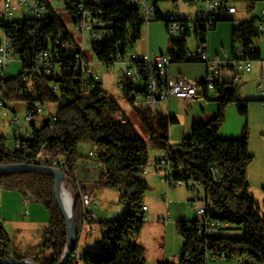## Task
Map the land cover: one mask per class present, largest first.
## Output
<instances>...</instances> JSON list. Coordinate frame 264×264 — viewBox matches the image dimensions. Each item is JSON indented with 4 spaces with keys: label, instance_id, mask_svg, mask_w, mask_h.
Returning a JSON list of instances; mask_svg holds the SVG:
<instances>
[{
    "label": "trees",
    "instance_id": "obj_1",
    "mask_svg": "<svg viewBox=\"0 0 264 264\" xmlns=\"http://www.w3.org/2000/svg\"><path fill=\"white\" fill-rule=\"evenodd\" d=\"M99 6L112 37L97 42L94 54L103 65L110 67L116 63L119 54L125 55L128 49L134 48L142 38L145 26L139 11L129 6V0H102ZM160 19L163 18L158 14L156 20ZM256 22L255 17L239 22L233 29V43H239V47L243 46L248 51L255 42H263ZM39 25L45 37L51 35L55 40L61 36L66 42H77L68 26L55 14L53 18L43 21L25 18L15 45L30 46L28 33ZM217 25L218 22L215 27ZM170 42L181 49V55L175 56L174 62H188L184 58L185 43L176 40ZM260 53L261 47L255 52L249 51L253 60L258 59ZM62 57L64 72L60 80L63 84L60 94L53 91V78L44 72L33 74L34 86L30 93L25 90L22 72L3 81L6 97L11 102L28 105L38 101L49 106L58 104V107L55 124H45L38 128L36 136L27 141L28 146L25 148L8 151L7 138L0 134V153L6 155L0 163L35 162L39 156L48 163L65 160L66 183L74 196L78 246L85 222L76 173L82 161L96 158L101 166L96 185L118 189L120 201L127 205V210L120 220L97 222L101 249L99 252L85 251L79 264H145V248L133 239L141 233L145 224L141 216L149 183L141 175L150 163L148 142L127 116V111L124 113L128 119L126 122L117 117V113L124 109L101 85L86 94L79 74L75 71L73 58L66 53ZM219 87L222 97L218 100L216 115L207 121L194 122L192 135L184 138L180 145L171 144L169 139L171 124L179 122L176 115L157 114L153 117L152 108L133 106L130 83L126 84L122 94L142 118L154 148L160 151L176 146V149L171 150L172 161L176 167H183L180 176L192 178L212 196L217 218L229 222L230 226L238 225L244 231L241 237H227L223 233L208 237L207 245L216 253L229 251L264 261V213L260 212V203L249 192L248 168L254 156L249 150L248 124L241 137L224 138L219 135V129L226 120L228 105L237 102L239 114L247 118L249 100H241L238 89L230 88L229 82L223 81ZM153 120L156 127L152 126ZM195 143L198 144L196 148ZM91 151L94 156L90 155ZM213 164H217L221 170L220 182L210 177L209 168ZM0 188L19 191L23 196L29 195L45 205L49 223L39 247L42 251L44 248L50 249L52 254L42 260L33 259L40 264H58L67 246L68 232L66 217L56 199L55 177L45 172L0 174ZM189 222H178L179 233L185 238L182 257L179 261L165 259L158 264H205L201 259L205 239L188 229ZM10 243L11 240L0 224V257H10ZM67 264H75L73 256Z\"/></svg>",
    "mask_w": 264,
    "mask_h": 264
},
{
    "label": "built area",
    "instance_id": "obj_2",
    "mask_svg": "<svg viewBox=\"0 0 264 264\" xmlns=\"http://www.w3.org/2000/svg\"><path fill=\"white\" fill-rule=\"evenodd\" d=\"M62 5L57 9L51 0H0V122L8 118L9 124L14 127V138L12 145H8L7 150L20 147H27L28 140L36 136V130L45 124L54 125L57 120V108L54 105H45L38 101H32L26 106L25 121L22 126L17 116V112L22 105L11 102L6 97V88L3 81L11 77L7 72L9 63L12 60H18L25 63L22 71V80L24 81L26 92L33 91V74L44 72L53 78V91L60 94L63 84L60 81L63 78V53L71 56L74 60L75 71L79 74L86 94L98 88L102 79L99 73L91 67V56H88V50H92L96 43L108 38L109 29L103 19L99 4L102 0H59ZM172 2V11L163 15L159 7L160 2ZM236 1L242 0H129V6L139 11L144 26L157 19L158 14L167 22L168 34L170 40L177 42L183 41L186 45L184 58L187 61H203L207 64V74L202 83L190 80L184 77H171L170 67L175 61V56L181 55V49L172 45V49L166 53L134 51L128 49L125 55L119 54L116 63L120 65L118 87L124 90L126 84L130 83L132 87L131 97L133 106H143L149 108L160 107L164 103H169L172 99H183L185 101L193 100L199 93L211 91L213 98L219 100L222 97L219 84L224 80V72L231 76L229 81L230 88H237L243 79V73L252 69L254 61L249 54L255 52L263 45V42H255L247 51L242 47L234 50V56L230 59H212L209 54L207 36L217 22L232 18V15L238 12ZM247 1V0H243ZM186 5V16L179 14L180 4ZM24 9L30 13L29 17H17L16 12ZM58 15L68 26L76 43L62 40L61 36L53 40L52 36H44L41 26H37L28 33L31 45L25 47L22 44L15 45L20 36L25 18H34L37 21L49 20ZM71 21L73 30L68 25L65 18ZM257 23V28L264 39V9L262 10ZM76 32V33H75ZM78 35L81 37L79 39ZM89 37L86 47V37ZM194 40L195 48H189L190 42ZM115 63V64H116ZM114 66L111 65L110 68ZM261 92L264 94V84L260 85ZM128 103V108H133ZM127 110L117 113V117L126 122L128 119L124 116ZM10 146V147H9ZM194 147H198L195 143ZM172 146L169 149L159 151L154 162V169L160 173L163 181L169 187L186 186L193 194L191 199L193 210L196 217L188 223V229L196 232L200 238L205 239L202 248V261L207 264L211 260H233L236 264H264V261H258L247 254H233L229 251L216 253L207 245L208 237L219 236L225 228H230L229 222H223L216 217L217 211L212 196L204 189L200 190V185L192 178L186 179L180 175L183 173V167H176L172 161ZM90 155L94 156L93 152ZM5 153H0V160L5 158ZM97 170L101 169L96 158L93 159ZM36 164L50 165L64 171L65 160H54L50 163L45 162L42 157H37ZM200 165V164H199ZM210 177L215 182L222 181V174L219 166L213 164L209 168ZM79 187L81 202L83 205V219L85 223L95 221L98 218V206L92 198V189L84 186L76 178ZM31 196H24L22 217L29 215V202ZM144 213L141 218L146 222L149 219L147 215L148 207L144 205ZM164 221L170 220L167 214L163 217ZM183 239H185L183 237ZM75 264H79L83 258L77 248L72 255ZM182 257V251L178 254Z\"/></svg>",
    "mask_w": 264,
    "mask_h": 264
},
{
    "label": "rangeland",
    "instance_id": "obj_3",
    "mask_svg": "<svg viewBox=\"0 0 264 264\" xmlns=\"http://www.w3.org/2000/svg\"><path fill=\"white\" fill-rule=\"evenodd\" d=\"M54 7L59 9L61 8L62 3L59 0H51ZM103 1H115V0H103ZM236 5L238 7V12L232 15L231 20H221L218 22L217 27L211 29L209 31V36H208V44L211 50V58L212 59H219V60H224V59H230L234 56V48L239 47V43H233V29L234 27L241 21L251 19V18H256V23H259L260 16L262 13V10L264 9V0H247V1H236ZM159 7L161 9V12L165 16L168 11H172V2H160ZM186 5L185 3L180 4V9H179V14L181 16H186ZM30 13H27L24 9H19L16 12L17 17H29ZM67 21L68 25L70 28L73 30V26L71 21L67 18H65ZM145 38L140 39L136 45L134 46L133 50L134 51H140V52H163L166 53L169 50L172 49V45L170 42V36L168 34V29H167V22L164 19L160 20H153L150 22L149 26L145 28ZM76 33V32H75ZM79 39L81 37L78 35ZM109 37H112V33H108ZM263 40V39H262ZM88 41L89 37H86V47L88 46ZM264 45V43H263ZM263 53H264V46H261ZM189 48L193 49L195 48V43L194 40L190 42ZM88 56H91V67H93L100 75L102 79L101 83V88L108 91L113 95V98L116 99L117 101L119 100L122 103L123 107L127 106V103L124 102L123 96H122V91L118 87V77H119V69L120 65L119 64H114L111 68L103 65L98 61L96 55L92 52V50H88ZM190 64H206L203 61H188ZM24 69V63L22 61L18 60H12L9 63V66L7 68L8 74H10L12 77H16L19 75ZM198 74L201 73V70L197 71ZM203 78V77H202ZM195 80L200 82L201 79ZM263 84V83H262ZM261 85V84H260ZM259 89L261 90V87L259 86ZM201 97V96H200ZM199 98V97H198ZM198 98H194V100H197ZM181 102H176L172 106V111H169L168 106H165L164 103L160 107L157 108H152V113L153 117L156 116L157 114H175L179 118V122L173 123L170 126L169 129V139L171 144L174 145H180L183 141L184 138L190 137L192 135V127L194 121L196 120L188 121L185 119L187 115L189 114V107L193 103L187 102L183 99H181ZM238 104V103H237ZM58 104H54V108H57ZM239 113V112H238ZM25 115H26V106L22 104V107L19 108L17 112V116L21 121V125L25 126L26 121H25ZM129 115V114H128ZM244 118L246 121V117L239 114ZM250 115V114H249ZM152 117V118H153ZM227 117V114H226ZM133 118H134V123L139 131V133L147 140L148 142V148H149V154H150V163L153 161L155 156L157 155L158 149L154 148V146L150 143L149 138H148V130L145 127L142 118L137 115L136 111L133 112ZM9 119L5 118L3 121L0 122V134L5 135L7 138V144L12 145V141L14 138V127L9 124ZM231 121L234 122V118L231 117ZM252 121L256 123H264V114L260 109H257L254 114L252 115ZM248 123H245V125ZM244 125V127H245ZM152 126L156 127V122L153 120ZM244 131V129H243ZM248 132H249V144L251 145L250 152L253 154L254 159L249 165L248 168V179H249V172L252 167L258 168L261 164L264 163V157L261 156V154H257L256 151V146L259 145L261 141V136L260 133L262 132L261 129H256L254 130L253 134L251 133L250 126L248 124ZM243 132L237 136V137H230V138H238L241 137ZM10 147V146H9ZM161 177V174L159 175ZM159 181H153L149 182V190L145 196V200L150 203V206L154 208L162 207L168 202V207L170 210H173L171 214V219L168 221L170 222L169 224H174L178 227V222L184 220V219H179L177 214L181 213V215H185L189 220H193L196 217V212L193 210L192 207V202L191 199L190 201L186 200V195L190 192V190L186 186H180V187H169L164 181H161V179H158ZM250 183V181H249ZM167 187V188H166ZM96 195H95V203L98 206V212L99 216L95 221V225L93 226V231L92 234L89 235L86 239L82 237L81 242L77 246V250L81 253L84 254V251L81 248L82 243H88L90 245V251L92 252H99L101 247V234L100 232L98 233L99 227L97 222L99 220H120L124 217L125 212L127 210V205L123 202L120 201V191L118 189L114 188H106L107 191L102 192L101 188L96 185ZM68 190L71 193V196L74 199L73 193L71 189L68 187ZM200 190L203 191V187L200 185ZM171 192L174 194V192L177 194L175 195V198L171 197ZM191 193V192H190ZM250 193L254 195L252 189H250ZM148 194H151L154 198L156 203L153 204L149 199H147ZM192 194V193H191ZM256 195L254 197L256 200L260 203V212L264 213V186L260 189H258L255 192ZM22 194L19 191L16 190H6L3 188H0V209L2 207V203L6 206H8V210L14 209L15 203H17V198L21 196ZM193 195V194H192ZM174 197V195H173ZM185 199L186 203H181ZM36 202V207H37V213H36V220L38 222H42L48 224L49 223V213L43 203H40L38 201ZM180 202V203H178ZM184 202V201H183ZM29 212L31 213V207ZM26 217V219L23 221V223H20L24 227L28 222H30L31 214ZM161 224H166L164 221H159ZM89 223V222H88ZM88 223H85L88 224ZM0 224L5 228V223L0 221ZM148 223L147 221L144 224V227L147 226ZM244 231L242 230L241 227L238 225L232 224L230 228H225L223 230V235L227 237H241L243 236ZM12 241H15L12 235H10ZM146 239L149 238V236H146V233L141 234L140 236L137 235L133 240L137 241L138 238H144ZM179 243L183 245V237L181 235H178ZM168 245H172V239L168 235L167 238ZM181 245V246H182ZM44 253L42 254V257H46L51 255L50 249L44 248L43 249ZM180 250H178L179 252ZM178 257L176 254L175 261H178ZM217 260V259H216ZM82 261V259H81ZM80 261V263H81ZM233 261V260H231ZM212 261L207 262L208 264H211ZM235 262V261H233ZM236 264V262H235Z\"/></svg>",
    "mask_w": 264,
    "mask_h": 264
},
{
    "label": "crops",
    "instance_id": "obj_4",
    "mask_svg": "<svg viewBox=\"0 0 264 264\" xmlns=\"http://www.w3.org/2000/svg\"><path fill=\"white\" fill-rule=\"evenodd\" d=\"M148 26H145V28ZM145 36L146 35L144 31L142 38H145ZM208 36H207V42H208ZM208 49H209V54L211 56V50L209 44H208ZM198 70H201L200 74L197 73ZM170 73H171V77L173 78L184 77L194 81L203 77L199 82L202 83L207 74V64H190V62H173L170 67ZM222 78L224 81L229 82L231 76L228 72H224ZM262 83L264 84V53L261 47L260 57L252 62L251 71L243 73V79L238 85V97L241 100H249L250 115L246 118L245 121L244 118L240 116L238 113L237 102L230 103L227 107L226 120L219 129V135L224 138L237 137L243 132L245 123L249 124L252 134L254 130L261 129L262 130V132L260 133L261 141L259 145L256 146L255 152H257V154H261V156L264 157V123L261 124L259 122L256 123L252 121V115L257 109H260L264 114V94L259 89V86ZM195 98L198 99L197 100L193 99L194 101L191 100L193 101V103L190 105L189 114L187 115V117H185V119L191 122L193 120L207 121L216 115L219 107V102L218 100L213 98L211 91L208 92L204 91L202 93H199ZM181 101H182L181 99H172L169 103L165 104V106H168L169 111L173 112L172 111L173 104ZM191 101H187V102H191ZM118 102L122 106V103L119 100ZM124 102L127 103L125 99ZM123 109L127 110V116L131 118V120L134 122V118H133L134 110L132 108H128V103L126 107H123ZM231 117L234 118V122L230 120ZM249 150H252L250 144H249ZM158 154H159V150L157 151V155L155 156L153 161L149 163L145 172L141 175L149 182H153L156 180L159 181L158 179H161V181H163L162 176L161 177L158 176V174L160 175V173L156 172L154 169V162ZM93 161H94L93 159L82 161L78 169V172L76 173V178H78V180L81 182L82 185L90 187L92 189V198L95 201V195L97 190L96 180L101 169L97 170L95 166V162ZM249 175H250L249 192L250 189H252L254 195H256L255 192L264 186V163L261 164L258 168L252 167L249 172ZM101 191L105 192L107 191V189L101 188ZM176 194L177 192L176 193L174 192V194L171 192V197L175 198ZM192 196L193 195L189 192L186 195L185 199L190 201ZM23 198H24L23 195L19 196L16 199L17 203H15L14 209L12 208L10 209V211L8 210L9 207L4 205L3 203L0 209V221L5 223V228L4 227L3 228L7 233L9 239L11 240L10 256L16 258L23 256L25 258L30 257V258L42 260L43 259L42 254L44 252L41 250L39 246L41 244L45 229L47 228L48 224L46 223L41 224L42 222H38L35 219L37 213V207L35 200L31 197V200L29 202V210L31 207V213L29 212L31 214V218L29 220L30 222H28L24 227H22L23 225H21L20 223H23V221L26 219L22 217ZM147 199L153 202V204L156 203L155 198L151 194H148ZM185 199L183 200L184 202L182 201L181 203H186ZM145 205L148 207V210L146 212L147 215L149 216V219L147 220L148 225L143 227L139 236L143 233H146V236H149V238L146 239V237H144V238H138L137 241L135 240V242L139 243L145 248L146 251L145 264H158L159 261L165 259L175 261L176 254L178 257V254L182 250V246H181L182 244L179 243L180 238H178V235H180L179 229L176 225L174 226V224H169L170 223L168 222L169 220L168 221L163 220V217L167 214V212H168V216L171 219V214L173 210H170L169 207L167 206L168 202L162 207L154 208L150 206L149 201L147 202L145 200ZM177 216L179 219L190 221L185 215H181V213L180 214L178 213ZM160 220L164 221L166 224H161V222H159ZM95 221L89 222L84 226L81 239L82 237L86 239L89 235L92 234ZM99 232L100 230H98V233ZM10 235H12L15 241H12ZM168 235L172 239L171 246L168 245V241H167ZM81 248L84 252L90 251V245L88 243L87 244L82 243ZM178 250L180 251L178 252ZM50 254H52V252H50ZM178 259H180V257H178ZM213 261L214 262H211V264H235V262L231 260L215 259Z\"/></svg>",
    "mask_w": 264,
    "mask_h": 264
},
{
    "label": "water",
    "instance_id": "obj_5",
    "mask_svg": "<svg viewBox=\"0 0 264 264\" xmlns=\"http://www.w3.org/2000/svg\"><path fill=\"white\" fill-rule=\"evenodd\" d=\"M19 172H45L50 173L55 177V194L57 202L62 209L66 221H67V232H68V241L65 252L58 264H67L68 260L72 257L73 253L76 250L78 243V228L77 221L74 211V199L71 206V216L68 215L59 193V184L62 182L68 189L66 183V173L58 168H55L50 165L36 164V163H0V174L6 173H19ZM0 264H40L36 260L30 257L26 258H16V257H0Z\"/></svg>",
    "mask_w": 264,
    "mask_h": 264
},
{
    "label": "bare ground",
    "instance_id": "obj_6",
    "mask_svg": "<svg viewBox=\"0 0 264 264\" xmlns=\"http://www.w3.org/2000/svg\"><path fill=\"white\" fill-rule=\"evenodd\" d=\"M59 193H60L62 203L68 215L71 216V206H72L73 199L71 197L70 191L66 188V186L62 182L59 184Z\"/></svg>",
    "mask_w": 264,
    "mask_h": 264
}]
</instances>
